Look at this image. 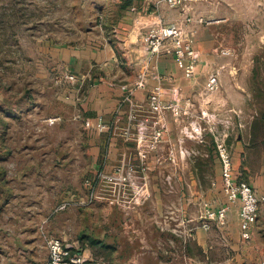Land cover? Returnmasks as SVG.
<instances>
[{
	"label": "rangeland",
	"instance_id": "rangeland-1",
	"mask_svg": "<svg viewBox=\"0 0 264 264\" xmlns=\"http://www.w3.org/2000/svg\"><path fill=\"white\" fill-rule=\"evenodd\" d=\"M142 1L143 7L129 9L124 0H0V226L11 232L24 223L25 234H36L43 247L50 234L70 228L79 248L88 252L85 264H216L233 252L223 235L237 221L231 210L238 209L228 203L222 219L211 216L227 203L216 179L219 146L229 152L238 175L260 192L259 209L264 206V0ZM138 15L148 19L140 35L154 24L175 21L184 30H195L199 72L188 78L180 71L163 84L148 65L147 78L156 83L144 90L141 107H127L131 126L125 138L130 147L118 157L131 165L130 183L114 203L117 216H111V203L95 196V189L98 173L113 167L90 166L85 141L78 146L75 136L63 137L64 146L61 127L47 126L69 111L67 94L61 93L71 86L65 73L75 74V83L83 80L60 50L109 42L122 59L123 72L117 78L135 73L137 65L126 63L114 27ZM186 15L192 20L185 21ZM211 70L218 73V85L207 91ZM128 86L133 90L135 83ZM155 86L165 105L160 114L149 106ZM158 117L166 130L156 141L147 137L142 156L137 123L146 119L149 129H155ZM46 162H67L68 168ZM45 185L64 194L54 203L48 232L46 219L29 224L28 216L29 199L39 196ZM202 227L205 245L192 238Z\"/></svg>",
	"mask_w": 264,
	"mask_h": 264
},
{
	"label": "crops",
	"instance_id": "crops-1",
	"mask_svg": "<svg viewBox=\"0 0 264 264\" xmlns=\"http://www.w3.org/2000/svg\"><path fill=\"white\" fill-rule=\"evenodd\" d=\"M127 3L126 6L129 9L143 7L142 0H127ZM122 21L124 20H120L117 23V27H114L115 35L122 39V41L117 43L122 48L123 55L127 58L126 63L129 65H137L135 73L129 74L126 72L122 74L123 76L117 78L118 73L123 72L121 69L123 66H119V63H122V59L119 60L116 52L118 49L109 42H104L100 47L86 45L82 48H62L60 51L63 58L65 57L67 64L71 66L70 69L82 74L83 80L71 84L69 87L66 86L63 92H61L62 94H67L64 98L68 104L69 111L58 115V120L54 121L51 126H47L50 130H57L58 127H61V140L62 143L64 142V146L68 145L66 140H69V136L78 138L76 144L78 146H81V143L85 141L82 146L85 148L87 145V152L89 151L92 156L89 165L92 167L95 166L98 169L110 170L124 157L126 148L130 147L127 138H125L127 135L126 131L128 132L131 126V116L128 115L129 109L127 107L132 108V106H135L134 109H137V106L141 107L145 101L144 90L150 88V84L156 83L155 80L150 83V80L147 78L146 70L149 71L148 65L154 68L159 74L161 78L160 82L163 84L168 82V80L173 81L179 76V72H182L172 54H151L146 52L144 47L141 48L138 46L141 43V29L148 24V19L145 15L134 16L126 22ZM198 64L195 67L194 75L199 72ZM140 74L143 75L144 85H135V88L131 90L132 88L128 85L135 83ZM123 78L126 79L125 83L121 82ZM127 88L129 92H127ZM85 119H89L92 125L97 120H102L109 127L103 131L97 130L94 126L86 127L84 125ZM162 119L165 122L163 116ZM70 126L73 127L71 131L69 129ZM50 143L52 142L50 141ZM119 155L123 156L119 158ZM35 165V168L37 166L41 168L40 164ZM44 165L59 169L68 168L67 162H46ZM83 165L85 166V162ZM216 165L218 166V173L220 174L219 159H217ZM34 174L37 177L38 172ZM60 174L62 176V172ZM216 179L220 186L219 177ZM53 185L55 186L54 189L59 191V188L57 189L58 184ZM44 187V189L39 190L43 194L41 193L39 196L36 195L29 199L28 216L30 218L29 224H32V222L37 224L41 221L40 218L46 219L43 222L46 232H48L50 229L47 227H50V223L52 222L51 216L53 214L52 208H54V203L63 199L64 194L62 191L57 193L55 190L47 189L46 187L48 185ZM255 193L258 196L260 192ZM221 194L224 196L222 190ZM109 205V215L117 216V205ZM235 205L238 208V205ZM233 210H231V213H236L237 221L233 226L227 228L226 233L228 236L223 235L225 237L226 247L233 252L230 257L224 258L222 261H217L216 264L218 262L223 264H244L248 261L253 264H264V206H261L258 211V216L252 229V235L246 241L247 243L244 242L245 240H241L239 236L238 209L235 212H232ZM18 213L20 214V212ZM20 216H25V213L20 214ZM36 224L35 229L37 230L38 227ZM18 225V231L16 228L10 229L13 232L12 234L9 230H2L0 226V264H43L48 257L46 243L43 247L37 239L36 234L32 233L28 236L25 234L28 231L24 223L19 222ZM202 228L195 230L192 238L195 240V243L205 245L207 241L204 235V228ZM172 231L174 232L173 228ZM50 235H63L66 238L76 240L70 228L59 230L57 233ZM170 238L173 239V237ZM37 245H40L41 248L38 249ZM85 249L80 248V251L83 257L87 259L86 255L88 252H85ZM96 264L100 263L98 262Z\"/></svg>",
	"mask_w": 264,
	"mask_h": 264
},
{
	"label": "built area",
	"instance_id": "built-area-1",
	"mask_svg": "<svg viewBox=\"0 0 264 264\" xmlns=\"http://www.w3.org/2000/svg\"><path fill=\"white\" fill-rule=\"evenodd\" d=\"M179 0H168L170 4H174ZM192 20V17L186 15L185 21ZM200 20V19H199ZM195 30H184L181 23L168 22L157 23L148 27L141 33L140 41L146 50L151 54H172L178 67L182 70L185 77H192L195 73V67L199 61V51L193 46V35ZM65 78L74 84L77 81V76L73 73H65ZM136 86L144 85L143 75L135 82ZM218 85L217 71H209L205 81V89L213 91ZM159 86H155L149 96V106L151 110L157 114L162 112L165 107L164 100L160 95ZM174 99V98H173ZM176 105V103H172ZM176 109V108H175ZM155 120L157 123L161 120ZM53 121L54 118L49 119ZM86 127L94 126L97 130L103 131L108 128V124L102 120L92 125L89 119L84 120ZM155 129H149L148 120L141 119L137 123V149L140 155L145 156V141L150 136V140L156 141L165 132V123L160 121ZM193 128V127H192ZM194 133L196 132L193 129ZM126 137L129 135L127 132ZM150 133V134H148ZM218 158L220 166L219 181L223 194L227 203L221 206L218 210L213 211L211 216L214 219H222L226 214L228 203L238 205V229L241 240H248L252 235V229L256 222L259 203L262 198L256 195L251 184L242 179L232 164L231 156L224 146L218 147ZM131 165L120 160L113 166L111 171L99 172L96 183L95 196L108 199L109 203L114 204L119 201L120 195L124 193L126 185L130 183L129 171ZM87 182V180H86ZM143 193L141 189V195ZM65 201L59 204V208L65 206ZM203 226L208 227V222L204 221ZM46 247L48 257L43 264H85L79 245L75 240L64 237L63 235H50L46 239Z\"/></svg>",
	"mask_w": 264,
	"mask_h": 264
},
{
	"label": "trees",
	"instance_id": "trees-1",
	"mask_svg": "<svg viewBox=\"0 0 264 264\" xmlns=\"http://www.w3.org/2000/svg\"><path fill=\"white\" fill-rule=\"evenodd\" d=\"M128 3H127V0H124V5L126 6ZM260 121L264 124V111L262 112L261 114V117H260ZM92 242V241H91Z\"/></svg>",
	"mask_w": 264,
	"mask_h": 264
}]
</instances>
